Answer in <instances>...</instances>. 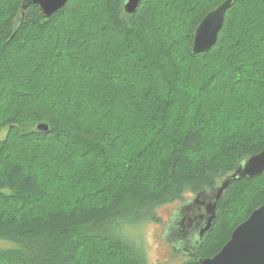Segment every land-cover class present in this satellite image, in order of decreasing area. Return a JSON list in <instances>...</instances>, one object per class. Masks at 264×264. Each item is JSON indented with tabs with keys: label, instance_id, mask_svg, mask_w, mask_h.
Returning <instances> with one entry per match:
<instances>
[{
	"label": "trees",
	"instance_id": "obj_1",
	"mask_svg": "<svg viewBox=\"0 0 264 264\" xmlns=\"http://www.w3.org/2000/svg\"><path fill=\"white\" fill-rule=\"evenodd\" d=\"M225 1L129 15L126 0H70L23 20V0H0V264H147L136 228L264 150V0H234L215 46L193 53ZM263 205L264 173L232 182L183 264L220 253Z\"/></svg>",
	"mask_w": 264,
	"mask_h": 264
},
{
	"label": "water",
	"instance_id": "obj_2",
	"mask_svg": "<svg viewBox=\"0 0 264 264\" xmlns=\"http://www.w3.org/2000/svg\"><path fill=\"white\" fill-rule=\"evenodd\" d=\"M70 0H23L22 17L32 5H38L46 18H51L62 10ZM143 0H126L125 11L134 15ZM234 0H226L216 9L209 12L199 24L193 44V53L202 54L208 52L217 43L218 37L226 21L227 12L232 8ZM42 132H48L49 126L41 124L38 127ZM264 173V150L256 155L248 157L238 169L212 190L200 192L193 203L182 207L185 214L178 225L173 227L170 236L185 237L181 242L183 248L189 251V258H195V249L200 241L212 228L216 219L217 205L231 183L242 178H254ZM200 201L207 203L209 217L207 223L201 221V216L207 214L202 209L197 212ZM187 212V213H186ZM201 221V222H200ZM195 222H200L202 230L194 227ZM181 244L179 245L181 249ZM182 248V249H183ZM181 249V250H182ZM189 249V250H188ZM199 264H264V205L254 211L250 218L238 226L232 233L231 239L223 247L220 253L212 258L197 260Z\"/></svg>",
	"mask_w": 264,
	"mask_h": 264
},
{
	"label": "rangeland",
	"instance_id": "obj_3",
	"mask_svg": "<svg viewBox=\"0 0 264 264\" xmlns=\"http://www.w3.org/2000/svg\"><path fill=\"white\" fill-rule=\"evenodd\" d=\"M195 198L196 195H187L184 202L179 201L157 208V218L160 222H148L136 228L131 234L132 240L136 238V245L143 244V254L146 251L147 264H183L189 259V251H186L181 244L185 237L170 236L168 240L167 236L185 214L182 207L192 204Z\"/></svg>",
	"mask_w": 264,
	"mask_h": 264
},
{
	"label": "flooded vegetation",
	"instance_id": "obj_4",
	"mask_svg": "<svg viewBox=\"0 0 264 264\" xmlns=\"http://www.w3.org/2000/svg\"><path fill=\"white\" fill-rule=\"evenodd\" d=\"M199 205L200 206H198L197 207V212H199L200 210H202V209H204V210H206V212H207V214L203 217V216H201V221H203L204 223H207V218L209 217V215H208V211H207V203L205 202V201H200V203H199ZM200 221V222H201ZM200 222H195V224H194V227L196 228V229H198L199 231H201L203 228H202V225L204 224V223H202L201 225H200Z\"/></svg>",
	"mask_w": 264,
	"mask_h": 264
}]
</instances>
